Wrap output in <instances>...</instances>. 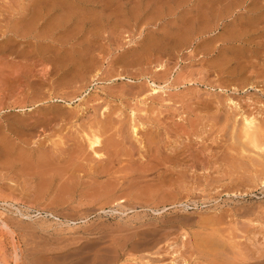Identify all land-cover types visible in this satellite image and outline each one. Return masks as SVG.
<instances>
[{
	"label": "rangeland",
	"instance_id": "rangeland-1",
	"mask_svg": "<svg viewBox=\"0 0 264 264\" xmlns=\"http://www.w3.org/2000/svg\"><path fill=\"white\" fill-rule=\"evenodd\" d=\"M247 115L264 0H0V264H264Z\"/></svg>",
	"mask_w": 264,
	"mask_h": 264
},
{
	"label": "bare ground",
	"instance_id": "bare-ground-1",
	"mask_svg": "<svg viewBox=\"0 0 264 264\" xmlns=\"http://www.w3.org/2000/svg\"><path fill=\"white\" fill-rule=\"evenodd\" d=\"M25 21H27V20H25ZM25 21L23 22V23H25ZM28 22V21H27ZM20 24V23H19ZM33 24H34V22H33ZM18 25V24H17ZM21 25V24H20ZM20 25L19 26H17L16 28H15V26H14V28H15V30H18V32H24V31H27V29L29 30V28L31 29L32 28V26H34V25H32L31 24V20H30V22H28L27 24L25 23L24 25H22L21 27H20ZM20 28H22V30H20ZM25 29V30H24ZM130 81V80H129ZM149 81V80H148ZM153 81V80H152ZM150 85L152 86V93L151 94H158L161 90H163V91H165V85L163 86V85H158L157 83H156V81L155 82H152V84L150 83ZM166 87H167V85H166ZM168 89V88H167ZM57 101H62V102H66V101H64V99L63 98H57ZM66 103H68V106L69 105H72V103L71 102H66ZM22 110L23 111H28V110H32V107H29V108H22ZM259 125L260 124H258L257 123V119L255 118V117H251V116H244V118H243V124H242V136L243 137H245V139H248L249 140V142L254 146V148H256L257 150L259 149L260 151L262 150H264V146H263V144H261L260 143V140H259V137H258V132H259ZM133 131H134V133H137L138 131H139V129H138V125L136 126V125H134L133 126ZM95 135V134H94ZM97 135V134H96ZM95 135V137L96 138H93L92 137V135L90 136V138L88 139L89 141V147L91 148V149H93L94 150V153L96 154V155H98V156H102V154H100L97 150V147H100L101 145H102V141H101V137L100 136H96ZM138 135V134H137ZM89 136V135H88ZM248 142V143H249ZM110 145H112L111 143H110ZM261 151V152H262ZM48 154V153H47ZM51 155H49V157H50ZM49 157H48V155H45L44 156V162H45V164L47 165V163H46V161H48V162H50V160L51 159H49ZM39 165V164H38ZM35 166L34 165V163H33V165H31V166H35L34 168H36V169H34V170H32V169H30V170H28L27 168H26V166L24 167V169H26V170H28L29 171V173H30V171H32L31 173H34V172H36L37 171V167L39 168V166ZM43 165H44V163H43ZM50 166H51V163H50ZM50 166H47L49 169L48 170H50L51 168H50ZM61 166V165H60ZM40 167H42V166H40ZM44 167V166H43ZM46 167V166H45ZM44 167V168H45ZM52 167V166H51ZM16 168V167H15ZM43 168V169H44ZM17 169V168H16ZM41 169V168H40ZM42 169V170H43ZM53 169H55L56 170V168H52L51 169V171L53 170ZM59 168H57V170H58ZM61 169V170H60ZM59 170L62 172V168H60ZM22 170H23V168H22ZM26 170H25V173H26ZM36 170V171H35ZM39 170V169H38ZM41 170V171H42ZM45 170V169H44ZM47 170V169H46ZM44 171L45 172V174L47 173V172H49V171ZM34 171V172H33ZM40 171V170H39ZM40 171V172H41ZM50 171V172H51ZM39 172V173H40ZM42 173H43V171H42ZM52 173V172H51ZM59 173V172H58ZM63 173V172H62ZM41 174V173H40ZM60 175V174H59ZM56 176H58V175H56ZM43 185V184H42ZM110 188V187H109ZM111 189V188H110ZM40 213V212H39ZM22 214V213H21Z\"/></svg>",
	"mask_w": 264,
	"mask_h": 264
}]
</instances>
